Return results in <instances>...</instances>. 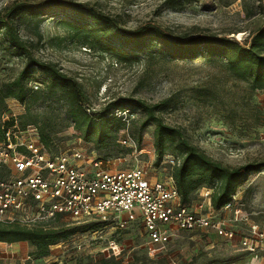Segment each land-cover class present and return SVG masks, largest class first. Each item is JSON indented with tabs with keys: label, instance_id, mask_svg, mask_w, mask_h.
Here are the masks:
<instances>
[{
	"label": "rangeland",
	"instance_id": "rangeland-1",
	"mask_svg": "<svg viewBox=\"0 0 264 264\" xmlns=\"http://www.w3.org/2000/svg\"><path fill=\"white\" fill-rule=\"evenodd\" d=\"M46 1L0 0V14L14 6H35ZM60 1L92 6L127 30L151 22L174 36L226 37L246 44L264 29V0ZM68 15L71 14L67 11L49 17L38 30L34 29V23L18 27L32 55L39 61L54 64L74 79L95 114L108 111L126 119L128 107L122 105L123 100H141L151 106L165 102L157 116L164 124L179 129L190 144L213 160L230 168L251 163L263 165L260 171L250 173L246 183L237 189L229 215L246 218L264 230V91H253L248 82L234 78L219 60L207 61L203 57L168 60L148 53L140 54L136 61L120 62L109 54L81 45L79 34L67 25ZM3 48L0 41V85L14 80L24 67L23 58L7 54ZM152 48L155 50V46ZM35 75L42 80L39 73ZM6 107L20 123L34 120L38 126H46L56 151L81 149L86 155L107 162L110 170L142 169L152 181H164L170 174L171 161L175 159L172 147L156 165L154 126L140 131L143 115L138 110L128 117L123 132L130 141L98 151L73 130L63 101L40 99L25 106L6 100ZM138 135L141 142L136 146ZM201 193V190L194 193L195 205ZM90 225L94 228H89ZM235 226L239 235L247 234L244 223ZM47 227L76 232L68 241L52 245L48 255L41 258L36 257L34 247L28 243L0 244V264H264V252L248 254L238 243V237L225 241L175 231L166 251L150 257L146 235L139 223L118 235H112L109 229L93 235L92 231L100 227L94 223L51 222ZM113 236L120 246L116 256L105 252Z\"/></svg>",
	"mask_w": 264,
	"mask_h": 264
},
{
	"label": "trees",
	"instance_id": "trees-1",
	"mask_svg": "<svg viewBox=\"0 0 264 264\" xmlns=\"http://www.w3.org/2000/svg\"><path fill=\"white\" fill-rule=\"evenodd\" d=\"M67 11L71 14L67 16V25L79 34L81 45L109 54L120 62L136 61L140 54L148 53H155L161 59L168 60L190 61L198 57L207 61L219 60L224 63L230 75L248 82L253 91H264V29L258 31L246 44L226 37L174 36L151 22L127 30L116 19L92 6L60 0H48L35 6H14L7 13L0 14V41L4 45V51L24 59V67L19 75L0 85V121L3 114L8 112L6 100H14L26 106L40 99L56 98L66 105L68 120L79 138L100 151L120 146L121 142L129 139L123 132L127 128L128 117L138 110L143 115L140 131L154 126L152 138L156 165L161 163L166 150L172 147L177 163L170 169V175L182 206L189 208L194 205V193L203 189L211 191L210 202L214 210L231 202L237 189L246 183L248 175L260 171L263 165L251 163L230 168L213 160L190 144L179 129L164 124L157 116L165 102L151 106L141 100H123L122 105L128 107L126 119L108 111L95 114L90 111L89 102L74 79L63 74L54 64L39 61L32 55L30 46L20 37L18 27L34 23V29L38 30L49 17ZM153 46L155 50H152ZM36 73H39L41 81L36 78ZM33 85L37 87L36 90L32 88ZM122 112L124 111L121 114ZM18 123L21 129L33 125L40 143L50 152L56 151L53 149L54 142L48 137L46 126H38L34 120ZM3 137L0 122V142ZM140 142L141 136L138 135L136 146ZM89 228L93 229L94 226L90 225ZM75 232L76 230H56L49 227L27 229L16 224H0V244L28 243L34 247L36 257L41 258L48 255L52 245L68 241Z\"/></svg>",
	"mask_w": 264,
	"mask_h": 264
},
{
	"label": "built area",
	"instance_id": "built-area-1",
	"mask_svg": "<svg viewBox=\"0 0 264 264\" xmlns=\"http://www.w3.org/2000/svg\"><path fill=\"white\" fill-rule=\"evenodd\" d=\"M0 122L4 134L0 142V224L33 229L48 228L51 222L94 223L100 227L93 235L101 229L118 235L139 223L150 257L166 251L175 231L225 241L238 237L248 254L264 252V230L246 218L229 215L236 196L214 210L211 191L203 189L196 205L184 207L170 174L164 181H152L142 169L110 170L107 162L81 149L50 152L40 143L36 128L21 129L9 111ZM171 163L173 167L177 162L173 159ZM236 223H244L247 234L239 235ZM109 251L112 256L120 252L114 236L105 248Z\"/></svg>",
	"mask_w": 264,
	"mask_h": 264
}]
</instances>
